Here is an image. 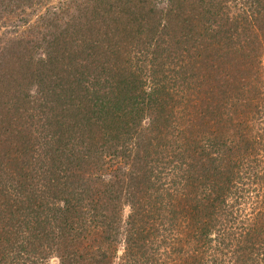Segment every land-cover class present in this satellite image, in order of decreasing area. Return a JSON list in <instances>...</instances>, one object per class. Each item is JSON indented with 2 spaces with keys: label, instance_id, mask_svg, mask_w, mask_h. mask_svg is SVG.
Masks as SVG:
<instances>
[{
  "label": "trees",
  "instance_id": "obj_1",
  "mask_svg": "<svg viewBox=\"0 0 264 264\" xmlns=\"http://www.w3.org/2000/svg\"><path fill=\"white\" fill-rule=\"evenodd\" d=\"M47 2L0 0V264H264V0Z\"/></svg>",
  "mask_w": 264,
  "mask_h": 264
},
{
  "label": "rangeland",
  "instance_id": "obj_2",
  "mask_svg": "<svg viewBox=\"0 0 264 264\" xmlns=\"http://www.w3.org/2000/svg\"><path fill=\"white\" fill-rule=\"evenodd\" d=\"M69 0H48L46 8H42L40 10L41 13L45 12L47 9L49 8H53V7H61V6H65L68 3ZM5 28L0 27V33L4 32ZM130 209L127 207L125 209V218L129 215Z\"/></svg>",
  "mask_w": 264,
  "mask_h": 264
}]
</instances>
